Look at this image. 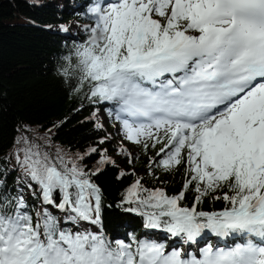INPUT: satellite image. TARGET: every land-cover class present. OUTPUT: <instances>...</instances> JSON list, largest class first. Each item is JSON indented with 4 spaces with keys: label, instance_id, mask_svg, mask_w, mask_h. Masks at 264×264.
Listing matches in <instances>:
<instances>
[{
    "label": "snow or ice",
    "instance_id": "1",
    "mask_svg": "<svg viewBox=\"0 0 264 264\" xmlns=\"http://www.w3.org/2000/svg\"><path fill=\"white\" fill-rule=\"evenodd\" d=\"M88 13L59 74L94 106L97 129L102 112L118 123L117 156L133 162L124 142L154 150L146 175L182 168L183 187L170 195L136 177L117 207L166 235L110 238L93 177L118 167L111 136L82 153L21 137L24 179L0 180V264H264V0H91ZM209 197L223 207L202 210Z\"/></svg>",
    "mask_w": 264,
    "mask_h": 264
},
{
    "label": "trees",
    "instance_id": "2",
    "mask_svg": "<svg viewBox=\"0 0 264 264\" xmlns=\"http://www.w3.org/2000/svg\"><path fill=\"white\" fill-rule=\"evenodd\" d=\"M90 2L0 0V180L9 187L24 179L21 169L15 166L14 156L22 147L17 143L21 137L36 140L48 135L52 151L61 148L69 153L85 152L105 137L104 131L87 119L94 106L82 94L73 92V82L66 83L58 72L66 63L62 57L71 52L74 43L87 39L85 26L92 24L88 13ZM68 21H73L75 27L67 28ZM104 147L114 150L109 141ZM154 154V150L145 154L139 148L131 164L126 155H121L118 167L101 165L103 172L93 177L102 189V221L110 238L127 239L132 233L144 234L148 239L165 237L164 233L145 230L139 216L117 207L125 188L138 176L144 177L146 186L163 187L170 195L182 189V168L174 173L155 169V178L146 175L149 156ZM86 161L94 170L99 155L94 154ZM121 169L129 175L118 180ZM133 171L135 176L131 175ZM185 196L184 203L190 205L194 193L189 191ZM200 207L205 211L220 210L223 203L209 197ZM208 242L220 247L231 243L213 236H209ZM204 246L206 242L201 241L200 247ZM192 250L195 251V247Z\"/></svg>",
    "mask_w": 264,
    "mask_h": 264
},
{
    "label": "rangeland",
    "instance_id": "3",
    "mask_svg": "<svg viewBox=\"0 0 264 264\" xmlns=\"http://www.w3.org/2000/svg\"><path fill=\"white\" fill-rule=\"evenodd\" d=\"M65 26L69 29H72L73 27H75V23L73 21L71 22L68 21ZM99 118H100V121L104 123L105 125V128L102 129L104 131V135L111 136V139L109 140V142L111 143V146L113 147L114 150L109 151L108 154L111 155L113 159L116 160V162H119V159L121 158V156H117L116 151H115L121 145L120 134L117 130L119 125L117 123L115 126H113L114 122L109 119L106 113L102 112ZM124 144L127 146L128 150L134 154V156H137L139 152V147L129 144L128 142H124ZM139 174L140 173H138V175Z\"/></svg>",
    "mask_w": 264,
    "mask_h": 264
}]
</instances>
